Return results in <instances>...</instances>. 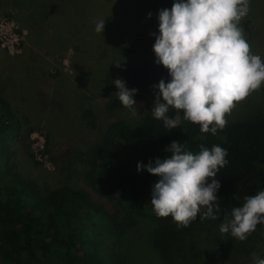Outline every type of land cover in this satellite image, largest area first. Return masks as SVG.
<instances>
[{
  "label": "rangeland",
  "instance_id": "374dc122",
  "mask_svg": "<svg viewBox=\"0 0 264 264\" xmlns=\"http://www.w3.org/2000/svg\"><path fill=\"white\" fill-rule=\"evenodd\" d=\"M23 1L0 0V96L10 102L24 126L20 137L9 140L7 149L0 143V185L20 174L45 191L86 186L89 154L94 145L105 142L113 120H141L147 109L152 110L158 92L153 86L161 79L169 81L168 71L155 63V41L147 33L159 27V10L171 9L174 0H50L49 9H60L50 18L40 13L32 17L36 7L31 3L36 0H29V6L28 0ZM249 6L242 20L262 16L258 21L251 19L255 25L244 32L245 38L251 52L264 61V0H249ZM101 20H105L104 29L97 33L96 23ZM124 43L135 50L130 58L122 52ZM117 78L138 90L133 97L136 114L115 97L118 89L112 81ZM257 114H264V83L225 119ZM115 151L127 163L136 160L131 147H115ZM96 201L124 220L117 201ZM223 210L231 218V207ZM225 217L215 226L220 228ZM215 226L180 229V243L190 252L193 264H253V252L264 259V227L234 249L232 244L239 240L220 233L219 228L208 231ZM136 236L140 234L134 232ZM101 237L102 257L113 264L107 250L103 252L109 245ZM131 244L128 237L116 242L114 251L121 258L117 264H153L149 254L139 255L142 251ZM0 264H6L2 256Z\"/></svg>",
  "mask_w": 264,
  "mask_h": 264
},
{
  "label": "trees",
  "instance_id": "16d2710c",
  "mask_svg": "<svg viewBox=\"0 0 264 264\" xmlns=\"http://www.w3.org/2000/svg\"><path fill=\"white\" fill-rule=\"evenodd\" d=\"M52 1L36 0L35 4L28 0V6L31 3L36 7L31 16L40 13L50 18L59 12L60 9L47 7ZM58 3L54 2L55 6ZM261 16L251 19L258 21ZM251 19L241 20L244 32L255 25ZM157 28L147 33L151 40L155 41L153 33L159 35ZM122 48L129 58L135 53L130 43H124ZM166 78L170 79L169 75ZM168 115L174 117L176 111L170 109ZM180 116L181 124L172 130L166 129L163 121L156 120L150 108L137 122L128 117L113 120L105 142L94 145L89 154L86 186H61L45 191L20 174H14L8 183L0 185V256L5 263L107 264L99 250L101 236H105L109 246L102 250H107L113 264L121 260L114 246L126 237L131 240V247L136 245L142 251L139 255L149 254L153 264H193L190 252L180 243L181 228H177L171 216L158 218L152 211L151 189L158 177L146 170L138 172L137 164L146 165L150 160L169 156L165 149L172 141L185 143L194 153L199 152L201 144L209 149L213 145L227 149L228 164L216 177L221 185L217 192L221 207L217 213L219 218L201 220L198 216L190 224L194 227L218 225L225 217L226 206H242L245 196L264 191V114L226 119L225 128L215 135L201 133L199 125L184 121L182 112ZM23 127L20 115L0 96L2 146L7 149L9 140L20 137ZM115 147L133 148L137 155L135 162H125ZM96 198L117 201L125 214L124 220L97 204ZM262 227L264 224H258L256 229ZM134 232L140 236L134 237ZM250 240L251 236L232 247L239 249Z\"/></svg>",
  "mask_w": 264,
  "mask_h": 264
},
{
  "label": "clouds",
  "instance_id": "9594fccd",
  "mask_svg": "<svg viewBox=\"0 0 264 264\" xmlns=\"http://www.w3.org/2000/svg\"><path fill=\"white\" fill-rule=\"evenodd\" d=\"M249 11V0H174L171 9L159 10V35L152 34V50L155 63L167 69L170 79L153 86L158 92L151 113L166 129L178 128L182 112L183 120L199 125L201 133L215 135L225 128L226 115L260 89L264 61L251 52L241 25ZM104 23H96L97 33L103 32ZM112 83L121 105L136 114L133 97L138 90L119 78ZM170 109L176 111L174 117H169ZM165 151L170 155L163 159L137 164L138 172L158 177L150 201L155 215L171 216L178 229L198 216L218 219L221 185L216 177L228 164L227 149L201 144L194 153L185 143L172 141ZM230 217H225L220 233L247 240L258 224H264V191L245 196L242 206L231 208ZM252 258L253 264H264L255 252Z\"/></svg>",
  "mask_w": 264,
  "mask_h": 264
}]
</instances>
